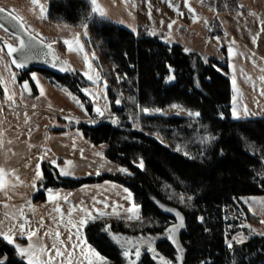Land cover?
<instances>
[{"label": "rangeland", "instance_id": "obj_1", "mask_svg": "<svg viewBox=\"0 0 264 264\" xmlns=\"http://www.w3.org/2000/svg\"><path fill=\"white\" fill-rule=\"evenodd\" d=\"M87 1L98 16L135 34L147 31L168 45L178 43L186 50H195L185 52L199 58L192 60L196 77L200 62L215 59L227 63L228 71L219 70L231 81L232 118L264 117V0ZM49 2L0 0V9L12 13L29 33L48 43L63 63L64 73L80 76L89 84L79 86L80 96L37 70L29 71V80L21 81L22 73L12 65L5 49V43L14 45L16 40L0 28V237L15 246L28 264H106L107 258L87 241L86 225L105 218L138 220L142 207L128 188L110 180L76 188H43V163L71 180L127 173L106 157V145L93 143L79 128L101 121L117 124L118 117L112 112L107 86L88 46L87 27L51 21ZM212 20L211 28L208 21ZM119 71L114 70V78L120 89L118 83L124 80ZM168 81H173L172 76ZM124 97L120 92L117 106L125 103ZM145 113L199 116L178 104L150 108ZM152 136L162 141L160 136ZM41 191L45 192L44 200L37 198ZM240 200L245 214L237 210L226 216L230 247L253 236L264 237V195ZM160 207L175 216L162 233L135 236L110 232L127 264H137L144 251L158 264L183 262V215L177 208ZM160 240L172 245L174 261L157 250Z\"/></svg>", "mask_w": 264, "mask_h": 264}, {"label": "trees", "instance_id": "obj_2", "mask_svg": "<svg viewBox=\"0 0 264 264\" xmlns=\"http://www.w3.org/2000/svg\"><path fill=\"white\" fill-rule=\"evenodd\" d=\"M48 9L51 21L88 29V46L95 54L94 63L107 86L118 123L101 121L79 128L93 143L106 145V157L127 173L71 180L43 163V188H76L110 180L128 188L142 207L138 220L89 222L85 227L89 244L107 258L106 264H127L110 232L135 236L162 233L175 220L160 207L167 205L177 208L184 218L181 264H264V237L253 236L231 247L227 244V214L237 210L245 214L241 197L264 195V117L232 118L231 81L219 70L228 71L227 63L215 59L200 62L196 77L192 60L197 55L186 53L179 44L164 43L158 35L147 31L135 34L102 18L87 0H50ZM116 69L125 73L124 81L118 83L120 89L115 83ZM31 70L22 73L20 80H29ZM41 72L80 96L79 86L89 84L80 76ZM120 92L125 94V103L117 106ZM173 104L199 116L145 113ZM37 198L44 200L45 192ZM157 250L175 260L174 248L167 240H160ZM0 264L28 263L15 246L0 237ZM137 264L158 263L144 251Z\"/></svg>", "mask_w": 264, "mask_h": 264}, {"label": "water", "instance_id": "obj_3", "mask_svg": "<svg viewBox=\"0 0 264 264\" xmlns=\"http://www.w3.org/2000/svg\"><path fill=\"white\" fill-rule=\"evenodd\" d=\"M0 27L18 41L17 45L5 43V49L16 70L24 73L34 69L55 74L66 71L54 49L29 33L23 23L5 9H0Z\"/></svg>", "mask_w": 264, "mask_h": 264}, {"label": "crops", "instance_id": "obj_4", "mask_svg": "<svg viewBox=\"0 0 264 264\" xmlns=\"http://www.w3.org/2000/svg\"><path fill=\"white\" fill-rule=\"evenodd\" d=\"M215 19L217 20V18H215ZM213 21H214V20H212V21H208V23L211 22V26H210L211 28H212V23H213ZM220 24H221V22H220ZM0 28H1V27H0ZM182 28H183V27H182ZM1 29H2V28H1ZM184 29H187V28L184 27ZM208 32H209V30H208ZM209 33H210V32H209ZM221 34H222V33H221ZM176 44H178V43H176ZM179 45H180V44H179ZM181 46H182V45H181ZM182 47H183L184 51H186V52H188V53H190V52H196L195 50H186L184 46H182ZM228 69H229V68H228Z\"/></svg>", "mask_w": 264, "mask_h": 264}, {"label": "built area", "instance_id": "obj_5", "mask_svg": "<svg viewBox=\"0 0 264 264\" xmlns=\"http://www.w3.org/2000/svg\"><path fill=\"white\" fill-rule=\"evenodd\" d=\"M119 73H120V76H119L120 79L125 77V73H124L123 70L120 69V71L118 72V74Z\"/></svg>", "mask_w": 264, "mask_h": 264}, {"label": "flooded vegetation", "instance_id": "obj_6", "mask_svg": "<svg viewBox=\"0 0 264 264\" xmlns=\"http://www.w3.org/2000/svg\"><path fill=\"white\" fill-rule=\"evenodd\" d=\"M3 30V29H2ZM4 31V30H3ZM8 34V33H7ZM11 36V35H10ZM12 37V36H11ZM12 38H14V37H12ZM16 40V39H15ZM18 44V41L16 40L15 41V44L14 45H17Z\"/></svg>", "mask_w": 264, "mask_h": 264}]
</instances>
